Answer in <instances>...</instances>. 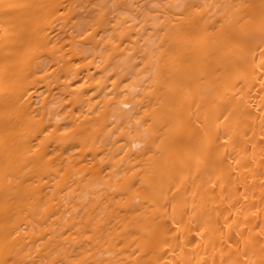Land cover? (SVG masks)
Listing matches in <instances>:
<instances>
[{
	"label": "bare ground",
	"instance_id": "1",
	"mask_svg": "<svg viewBox=\"0 0 264 264\" xmlns=\"http://www.w3.org/2000/svg\"><path fill=\"white\" fill-rule=\"evenodd\" d=\"M0 264H264V0H0Z\"/></svg>",
	"mask_w": 264,
	"mask_h": 264
}]
</instances>
